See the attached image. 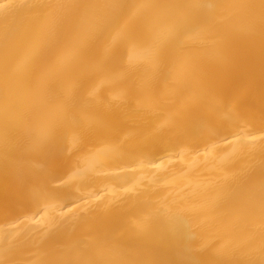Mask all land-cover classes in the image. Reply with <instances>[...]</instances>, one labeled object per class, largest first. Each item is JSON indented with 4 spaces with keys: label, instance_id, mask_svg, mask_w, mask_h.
I'll use <instances>...</instances> for the list:
<instances>
[{
    "label": "bare ground",
    "instance_id": "bare-ground-1",
    "mask_svg": "<svg viewBox=\"0 0 264 264\" xmlns=\"http://www.w3.org/2000/svg\"><path fill=\"white\" fill-rule=\"evenodd\" d=\"M0 264H264V0H0Z\"/></svg>",
    "mask_w": 264,
    "mask_h": 264
}]
</instances>
